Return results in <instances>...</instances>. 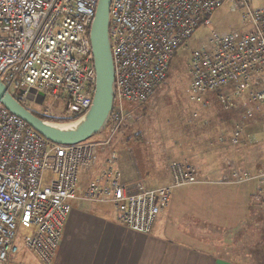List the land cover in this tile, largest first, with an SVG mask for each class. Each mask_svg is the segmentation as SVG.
Wrapping results in <instances>:
<instances>
[{
	"label": "built area",
	"instance_id": "built-area-1",
	"mask_svg": "<svg viewBox=\"0 0 264 264\" xmlns=\"http://www.w3.org/2000/svg\"><path fill=\"white\" fill-rule=\"evenodd\" d=\"M226 1L248 29L212 33L208 46L191 52L189 99L205 107L204 95L217 93L221 103L233 107L246 97L259 109L264 87L254 77L264 73V3L256 5V0H111L115 96L102 140L55 144L0 104V264H28L24 253L33 254L40 264H52L79 172L94 166L99 152L132 120L128 105L152 96L175 51L186 46L194 30ZM97 2L0 0V80L33 113L53 119L60 108L62 119H73L90 107L96 73L89 35ZM40 95L44 98L39 104ZM243 132L239 123L227 138L220 135L218 140L237 147ZM117 161L111 149L102 181L89 184L82 199L112 204L123 224L135 232L152 231L175 188L201 182L194 164L173 161L166 185L130 193L121 183ZM48 162L51 175L45 183ZM258 178H264V166L255 172L219 173L225 184ZM20 228L32 230L19 242Z\"/></svg>",
	"mask_w": 264,
	"mask_h": 264
},
{
	"label": "crops",
	"instance_id": "crops-1",
	"mask_svg": "<svg viewBox=\"0 0 264 264\" xmlns=\"http://www.w3.org/2000/svg\"><path fill=\"white\" fill-rule=\"evenodd\" d=\"M259 85L264 87V81ZM209 94L204 95L207 102ZM129 108L132 110L133 106ZM261 108L251 109L262 123L254 130L244 126L241 145L230 147L227 142H220V149L254 146L252 157L261 154L264 158ZM123 139L118 135L110 147L99 152L92 168L79 172L76 196L69 200L71 210L52 264H264V178L243 184L219 181L222 171L255 172L264 166V159L248 165V160L241 157V163L248 165L243 168L235 157L220 159V171H199L201 182L176 188L178 191L172 192L152 231L143 234L128 229L112 204L82 199L89 184L102 181L111 149L117 154L116 167L128 192H136L146 182L150 184L142 178ZM166 172V181L150 184V188L166 185L169 166ZM49 177L46 173L45 183ZM208 177L214 179L206 181ZM159 179L161 174L156 182ZM212 232L219 235L215 242L210 239Z\"/></svg>",
	"mask_w": 264,
	"mask_h": 264
},
{
	"label": "rangeland",
	"instance_id": "rangeland-1",
	"mask_svg": "<svg viewBox=\"0 0 264 264\" xmlns=\"http://www.w3.org/2000/svg\"><path fill=\"white\" fill-rule=\"evenodd\" d=\"M263 3L264 0L254 1L256 5ZM230 5V2L226 1L208 17L206 24L194 30L187 39L186 46H180L175 51L164 81L147 101L142 104L128 105L133 106L132 120L118 131L108 146L113 144L118 135L124 138L130 157L135 161L142 178H146L150 184L166 181V170L173 161L192 163L196 165L198 171L208 172L220 171V159L235 157L240 163H238L240 168H243L245 164H254L264 159L261 154L252 157L254 146L220 149L218 140L220 134L230 133L238 123H243L247 129L253 130L262 123L257 114L255 116L254 112L251 113V109L254 108L253 103L244 98L230 107L220 103V100L216 98L217 93L208 95L209 103L205 107L189 99L188 62L191 52L208 46L212 33L220 35L230 31L243 33L248 29L242 24L240 13L233 12ZM254 80L264 81V73L256 75ZM11 91L14 93L15 88ZM261 107L264 112V104ZM59 111L60 108L54 110V118L62 116ZM105 136L104 128L91 140L99 141ZM241 157H245L248 162L242 164ZM50 166L51 163L48 162L46 170L48 175H51V170L48 169ZM160 174L162 179L156 182L155 179ZM213 179L208 177L206 181L211 182ZM150 184L146 182V187L143 186L137 191L150 188ZM174 191L178 190L175 188ZM31 230L20 228L19 242L29 235ZM210 235V239L214 242L219 238L216 232ZM216 245L219 246V244ZM238 248L240 247L237 246L236 250ZM23 260L28 264H40L37 258L29 253H24Z\"/></svg>",
	"mask_w": 264,
	"mask_h": 264
},
{
	"label": "water",
	"instance_id": "water-1",
	"mask_svg": "<svg viewBox=\"0 0 264 264\" xmlns=\"http://www.w3.org/2000/svg\"><path fill=\"white\" fill-rule=\"evenodd\" d=\"M110 5L111 0H98L90 26L96 82L92 103L83 114L67 121L44 119L20 103L0 80V104L55 144L73 145L87 141L100 134L109 122L115 96V71L109 34ZM28 97L32 99L31 94ZM43 98L40 95L37 103H42ZM74 112L78 113L79 110L75 109Z\"/></svg>",
	"mask_w": 264,
	"mask_h": 264
},
{
	"label": "trees",
	"instance_id": "trees-1",
	"mask_svg": "<svg viewBox=\"0 0 264 264\" xmlns=\"http://www.w3.org/2000/svg\"><path fill=\"white\" fill-rule=\"evenodd\" d=\"M257 87H259V85H257ZM36 115H38V116H40V117H42V118H44V119H47V118H45V117H43V116H41V115H39V114H36ZM78 117V116H77ZM76 118V117H75ZM49 119H51V118H49ZM52 120H56V121H67V120H71V119H52ZM121 130V129H120Z\"/></svg>",
	"mask_w": 264,
	"mask_h": 264
}]
</instances>
